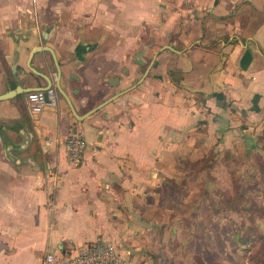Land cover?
I'll return each instance as SVG.
<instances>
[{
  "label": "crops",
  "instance_id": "obj_1",
  "mask_svg": "<svg viewBox=\"0 0 264 264\" xmlns=\"http://www.w3.org/2000/svg\"><path fill=\"white\" fill-rule=\"evenodd\" d=\"M29 62L59 104L35 114L28 92L0 100V264L97 239L138 264L172 179L210 151L257 149L264 0H0V95L46 86ZM74 128L87 141L79 167Z\"/></svg>",
  "mask_w": 264,
  "mask_h": 264
},
{
  "label": "rangeland",
  "instance_id": "obj_2",
  "mask_svg": "<svg viewBox=\"0 0 264 264\" xmlns=\"http://www.w3.org/2000/svg\"><path fill=\"white\" fill-rule=\"evenodd\" d=\"M255 123L256 150L210 151L167 184L138 264H264V116Z\"/></svg>",
  "mask_w": 264,
  "mask_h": 264
},
{
  "label": "built area",
  "instance_id": "obj_3",
  "mask_svg": "<svg viewBox=\"0 0 264 264\" xmlns=\"http://www.w3.org/2000/svg\"><path fill=\"white\" fill-rule=\"evenodd\" d=\"M27 100L33 113L40 114L58 107L59 92L56 87L49 86L29 91ZM86 149L87 141L84 134L77 128L71 130L66 141L69 163L79 167L84 161ZM44 264H127V259L114 242L97 239L69 253L57 255L49 252L44 257Z\"/></svg>",
  "mask_w": 264,
  "mask_h": 264
},
{
  "label": "water",
  "instance_id": "obj_4",
  "mask_svg": "<svg viewBox=\"0 0 264 264\" xmlns=\"http://www.w3.org/2000/svg\"><path fill=\"white\" fill-rule=\"evenodd\" d=\"M166 48H171L170 46H164L162 47L160 50H158L154 56V58L152 59V61L150 62V64L148 65L143 77H141V79L138 81V84H140L144 79L145 77L148 75L150 69L152 68V66L154 65L155 63V60H156V57L157 55L163 51L164 49ZM53 55L54 57V61H55V64L57 66V69H58V76H57V80H56V84L58 85V89L60 90V93L71 103V100L69 98V96L67 95V93L64 91L62 85H61V70H60V66H59V62L57 60V57L54 53V51L51 49V48H47ZM38 51H41L40 48H37V49H33L32 51V54H31V59L33 57V55L38 52ZM10 63L13 67V69L16 71L17 70V67L16 65L13 64V59L12 57H10ZM29 68L37 75H39L40 77H42L43 79H45V81L47 82L46 86H40V87H32V88H23L21 86H17L15 89H12V90H9L7 91L6 93L4 94H1L0 95V100H7V99H12L14 97H16L17 95L21 94V93H27L29 91H34V90H38V89H44V88H47L49 86H52L53 85V80L51 78H48L46 75H44L43 73L39 72L37 69H35L33 67V65L29 62ZM135 85V86H136ZM122 94V93H121ZM121 94H116L114 95L113 97L107 99L106 101L102 102L101 104H99L98 106H96L95 108L91 109L89 112H87L86 114L84 115H78V118L81 120V119H84L86 117H88L89 115H91L92 113L98 111L101 107H103L105 104L111 102L112 100L116 99L117 97H119ZM72 105V104H71ZM74 110V108H73Z\"/></svg>",
  "mask_w": 264,
  "mask_h": 264
}]
</instances>
